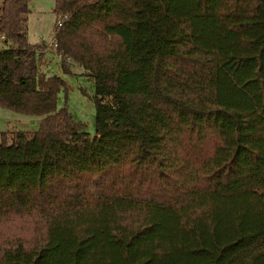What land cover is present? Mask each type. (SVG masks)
I'll list each match as a JSON object with an SVG mask.
<instances>
[{"label": "trees", "instance_id": "obj_1", "mask_svg": "<svg viewBox=\"0 0 264 264\" xmlns=\"http://www.w3.org/2000/svg\"><path fill=\"white\" fill-rule=\"evenodd\" d=\"M28 2L0 0V107L39 116L0 130V264H264V0H53L93 134Z\"/></svg>", "mask_w": 264, "mask_h": 264}, {"label": "rangeland", "instance_id": "obj_2", "mask_svg": "<svg viewBox=\"0 0 264 264\" xmlns=\"http://www.w3.org/2000/svg\"><path fill=\"white\" fill-rule=\"evenodd\" d=\"M26 17V32L29 42L49 43L52 40L55 22L53 0H29ZM1 43V40H0ZM5 45L4 43H1ZM40 68L46 74H57L65 81V92L58 93V105H65L71 112L78 126L93 134L94 130V88L92 78L77 64L70 65V72L64 73L59 66V57L54 47L42 50ZM39 116H29L0 107V130L21 129L33 131L38 127ZM25 220L16 218L5 226L4 232L29 236L30 227Z\"/></svg>", "mask_w": 264, "mask_h": 264}, {"label": "built area", "instance_id": "obj_3", "mask_svg": "<svg viewBox=\"0 0 264 264\" xmlns=\"http://www.w3.org/2000/svg\"><path fill=\"white\" fill-rule=\"evenodd\" d=\"M66 18V13H60L55 15V22H54V26H59L61 25L62 21ZM55 46V42L53 40H51L49 43L45 44V48L46 47H54Z\"/></svg>", "mask_w": 264, "mask_h": 264}]
</instances>
